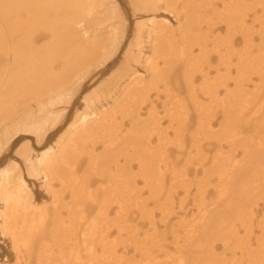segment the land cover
Instances as JSON below:
<instances>
[{"label": "bare ground", "instance_id": "bare-ground-1", "mask_svg": "<svg viewBox=\"0 0 264 264\" xmlns=\"http://www.w3.org/2000/svg\"><path fill=\"white\" fill-rule=\"evenodd\" d=\"M129 3L126 54L145 37L147 77L126 74L120 88L114 71L40 151L91 71L120 49L125 21L115 0H0V159L22 142L0 166V234L15 264H264V0ZM188 208L196 215L185 220Z\"/></svg>", "mask_w": 264, "mask_h": 264}, {"label": "rangeland", "instance_id": "rangeland-1", "mask_svg": "<svg viewBox=\"0 0 264 264\" xmlns=\"http://www.w3.org/2000/svg\"><path fill=\"white\" fill-rule=\"evenodd\" d=\"M121 11L123 14V19L125 21V26H126V32H125V39L120 47V49L116 52V54L114 55V57L106 63V69H94L91 71L89 77L87 78V81L85 82V84L83 85V88H81V90L79 91V93H77L74 101L72 102L70 108H71V113L69 115H66V117L63 119L62 123L60 124L59 128L57 130H55L54 133L48 135L45 139H44V143L42 148L40 149V151L45 150L46 148L49 147V145H52L51 142H53L57 136L61 133H64L68 126L70 125V123L73 120V117L75 115V113L78 110H82L83 109V104L81 103L82 97L83 95L88 92L89 90H91L92 88H94L95 86H97L100 82L108 79L110 76H113L114 71L118 72L117 74L118 79L119 77L122 78L121 81L119 82L120 88L125 87L128 82V77L131 75V73H133L134 75H138L141 76L143 78L147 77L148 74V67H147V58L151 56L150 50L147 46V43H145V37L143 36V43L141 46H138L136 48L133 49L132 53H128L126 54V49L128 47V44L133 40L134 37V25L137 21L136 17L134 16V14L132 13V9L129 3V0H115ZM168 19H170L172 27L175 28L176 24L174 23L173 19H171L170 17H168ZM170 24V25H171ZM100 38L101 39H108V35H106L105 32H103L102 34H100ZM44 43V42H43ZM42 45V43L40 44V46ZM138 56V58H136ZM132 57V58H131ZM126 74H129V76H125ZM182 68L176 67V70L174 71L173 75H172V93H176L175 92V85H177L178 83H182ZM199 81L196 82V84H198ZM125 85V86H124ZM185 97V93L180 94V99H183ZM160 101H163V97H160ZM159 101V103H161ZM182 105H185L187 111H188V115H191L192 112V106H191V102L190 100H184V102H180ZM109 104H111V101H109ZM103 107H105V105L103 104ZM109 107V106H107ZM136 108V107H135ZM258 110V109H255ZM157 111L159 113H161V109L160 106H158ZM252 115V111H250L248 113V116L250 117ZM139 116L141 119H145L146 118V109L145 107H141L140 111H139ZM258 117L261 116V113H259V115H257ZM245 117L247 118L246 114ZM166 123L162 122V127H165ZM169 139L173 138V135H169L168 136ZM22 142L18 141L17 143H15L12 146H9L5 152L6 155L2 156L0 159V166L6 164V162L8 161V158L11 156H13L14 153V149L16 147H19L20 144ZM170 149V151L172 152V154H170L171 159L173 160L176 157V153L174 152L175 148L172 147L171 145L168 147ZM35 149V148H34ZM37 150V149H36ZM100 151V148L97 149V152ZM39 152V150L37 151ZM185 157V155H184ZM238 158H241L240 156H238ZM181 159V158H180ZM179 159V160H180ZM182 162L177 161L176 166H175V170L178 173L182 168ZM208 167V165L206 166ZM201 169H199L200 171ZM198 177L200 176V173H198L197 175ZM190 177V175H189ZM192 177V175H191ZM30 189L33 192V196L34 199L41 203L44 201L46 202V204L49 203V197L47 195V193L44 190H40V186L41 184L38 183H34L33 181H30L29 183ZM189 195L188 199H191L192 197H194L195 195V188L192 186L189 190ZM216 194L213 191V189L211 187H208L206 190V194H205V199L207 201V204H211L213 202L216 201ZM183 198V194L181 191H177L174 196H173V203H174V208L176 206V204L178 203L179 199ZM260 203V202H259ZM191 204H189L188 206H191ZM188 209H192L191 211H189L186 216H185V220H189V219H193V217H195L196 215V211L193 210L194 208H188ZM261 209V205L259 204L257 211ZM260 212V211H259ZM157 215V214H155ZM180 214H177L176 217H178ZM256 216V214H255ZM260 217V214H257V218ZM157 218V217H156ZM174 218V217H173ZM171 223H174V220L170 221ZM256 223H254L253 226V233L252 235L254 237H256L258 235V229L256 228ZM143 228V227H142ZM164 229L163 227H158L157 228V233L158 232H162ZM168 230V228L166 229V231ZM242 234V232L240 233V235ZM167 239H170V232H168L167 234H165ZM142 237V236H141ZM218 247L215 249V254H220L221 252V247L219 245H217ZM252 247L254 248V245H252ZM167 250V249H166ZM195 252H199V250H194ZM167 252H172V254L174 253L173 249L168 248ZM118 255H123L121 253V249L118 250ZM138 255V254H137ZM135 256L131 249L128 250V252L123 255L125 256V261L126 262H137L138 260H141L142 263L145 262V259H140L139 256ZM159 257L157 258L159 261L164 260V258L162 256H160V254H158ZM226 257H229V251L226 252ZM32 264H34L33 260H31ZM0 264H15V260H14V256L12 254V250H11V243L10 240L8 238L2 237V235L0 234Z\"/></svg>", "mask_w": 264, "mask_h": 264}]
</instances>
